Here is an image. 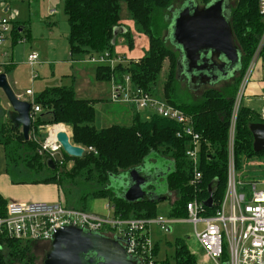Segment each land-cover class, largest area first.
<instances>
[{"label":"trees","instance_id":"1","mask_svg":"<svg viewBox=\"0 0 264 264\" xmlns=\"http://www.w3.org/2000/svg\"><path fill=\"white\" fill-rule=\"evenodd\" d=\"M64 1L70 26V56L74 59L86 58L104 51L113 52L120 39H124L129 49L133 47L132 33L122 23V9L125 5L135 31L148 38L149 49L139 60L118 66L116 73L120 78L130 76L135 86L155 93L154 88L159 82L165 62L168 61V74L163 86L164 99L193 119L195 130L205 141L202 144L199 167L203 180L195 187L191 184L193 168L186 157L189 139L178 137L180 126L177 123L158 116L145 120L140 114H136L128 127L114 124L98 130L95 127L94 101L78 99L72 87L60 86L44 91L35 97L34 103H30L32 108L37 105L42 110L35 116L32 130L41 138L42 131L47 126L68 127L72 144L86 149L81 159L70 158L61 149L64 163H74L68 171V177H84L85 184L94 180L99 188L83 195L82 208L77 209L87 211L85 207L90 198L106 199L116 218L153 219L159 216L161 202L156 201L157 197H166V201H170L176 193V200L170 201L172 209L169 218L186 219L188 203L195 199L204 203L209 198L208 188L212 182L218 183L214 192L215 206H218L224 197L228 182L227 136L234 100L264 30L259 0H236V6L232 8L231 26L242 54L236 85L224 92L206 90L196 101L194 93L188 90L180 92L176 76L179 56L168 47L162 37L163 31L168 27L164 13L172 7L174 0ZM210 2L211 0H200L203 6ZM19 27L13 23L12 34L17 40L22 37L20 31L26 32L25 28ZM122 27L128 32L115 40V30ZM25 36L28 39L30 34L26 33ZM113 74L115 72L109 68H96L97 81L109 82ZM258 123L261 121L257 113L243 106L237 126L236 164L256 157L264 160V152L256 154L253 150L254 140L250 126ZM20 131L21 129L10 120L1 132L0 145L6 149L8 172L10 164L16 162L13 155L19 151L15 141L27 147L34 145L37 148L33 140L25 141ZM34 153L35 156L28 167L38 173L44 168L51 170L47 164L49 159L39 156L38 149ZM55 165L56 169L51 170L53 172L59 169V164ZM133 169H138L142 175L150 177L152 183L148 188L151 197L138 203H128L124 199L129 185L128 175ZM42 182L59 184L56 177L44 179ZM7 204L8 201L0 194V217L5 216ZM213 213L214 211L209 209L206 212L208 216ZM35 244L37 243L0 237V264H35L31 251ZM155 257L156 254L153 253V258ZM155 264L160 263L155 259ZM173 264H199L191 245L185 239L177 241Z\"/></svg>","mask_w":264,"mask_h":264},{"label":"built area","instance_id":"2","mask_svg":"<svg viewBox=\"0 0 264 264\" xmlns=\"http://www.w3.org/2000/svg\"><path fill=\"white\" fill-rule=\"evenodd\" d=\"M12 2L13 0H0V56L7 55L6 52H2V47L13 30V23L3 17V14L11 13ZM259 12L264 19V0H259ZM21 41L24 43L25 39ZM263 55L264 30L234 100L227 136L228 182L222 201L209 210L214 211L211 216L206 214L204 203L197 199L188 203L186 219H171L159 215L153 219L121 220L114 216H101L71 208L62 203H8L5 216L0 217V237L49 246L53 233L66 227L80 228L108 237H117L113 232L120 230L118 238L121 239L128 255L141 264H155L148 234L150 227L156 225L166 233L172 224L188 222L195 227V238L205 256L214 264H264V181L244 183L239 180L235 156L238 118L243 107V99ZM38 60L37 54L34 53L29 56L28 65L33 68ZM72 60L96 68H109L115 72L109 81L112 103L134 108L138 114L144 113L146 120L158 116L177 123L180 126L178 137H186L190 143L186 157L193 168L191 184L196 187L201 183L203 174L199 167L202 144L205 141L195 130L193 119L189 115L155 93L135 86L130 76L120 78L116 73L117 67L130 64L132 61L118 52L104 51L87 56L83 60L74 58ZM32 78L35 79V75ZM26 96L32 99L29 103H34L35 96L32 90L27 91ZM41 112V108L34 105L32 121ZM260 121L264 124V104ZM45 133H48L49 137L39 138V156L63 165L57 134L54 140H51V129ZM33 140L37 142L36 138ZM89 150L92 151V148ZM199 227L202 228L201 231Z\"/></svg>","mask_w":264,"mask_h":264},{"label":"rangeland","instance_id":"3","mask_svg":"<svg viewBox=\"0 0 264 264\" xmlns=\"http://www.w3.org/2000/svg\"><path fill=\"white\" fill-rule=\"evenodd\" d=\"M187 1L188 0H174L172 7L164 13L167 18L168 27L162 33L163 39L168 38V29L173 27L170 25H172L171 20L174 12L180 9L183 6L182 4ZM235 1H232V8L236 6ZM197 2L200 4V0H197ZM52 11L56 12L55 16H52ZM3 17L14 24H18L20 29L25 28V30H27L26 32H22V34H24L21 39H16L15 41L12 40L11 37L9 40L10 43H5L2 47V51L4 50L8 53V58L4 61H0V70L2 74L6 75L9 81H11V88L15 94L20 96V100L24 101L23 97L25 93L30 90L38 96L44 91L54 87H72L78 99L95 101V127L98 130L108 128L114 124L127 127L132 124L131 113H134L136 110L134 108L131 109L129 106L127 107V105H121L126 108V117L124 120H117L113 116V112L120 109V106L112 104L110 101L111 87L109 82L97 81L94 75L96 66L79 64L71 60L68 44L70 26L65 13L64 0H23L13 5L11 13L3 14ZM122 23L132 33L136 51L141 56H144L148 49V38L135 31L134 23L128 18L125 5H123L122 9ZM26 33L30 34L28 39H26ZM23 39H25L24 43L21 41ZM174 42L173 37H171L170 40H167V45L176 55H179L175 49ZM34 53L37 54L39 60L32 70L28 65V58ZM263 59L264 56H262L260 61L262 62ZM9 64H12V66H8ZM168 67L169 62L166 61L159 82L154 88L155 94L162 98H164L163 86L166 75L168 74ZM32 75H35V81H32ZM238 78L239 76L237 75L236 78L220 83L214 88L221 92L228 91L236 85ZM251 80H253V76ZM180 88V92L188 90L185 83L180 84ZM203 92L204 90L194 93V100L196 101L197 98H201ZM243 105H246V94L243 99ZM0 106L6 107L4 110H0L1 136L4 126L10 121L9 112H11V106L2 90H0ZM251 106L254 110L259 112L261 105L260 102L256 100L251 103ZM141 115L145 119V114L141 113ZM63 128L71 137L70 129L66 126ZM44 130L48 129L45 128ZM32 138H36L37 142ZM30 139L37 145V148L34 145L27 147V145L15 141L19 151L16 155H13L16 162L11 163L9 167V177L14 184L27 185L50 177H56L59 183L58 185L62 187L61 193L62 196L65 197L66 203L78 207L82 205L81 197L83 195L99 189L94 180L90 181L89 184H85L84 177L77 179L68 177V171L73 167V162H63V165H58L59 169L56 172L44 168L38 173L34 169L29 168L28 166L35 156V150L39 149L38 134H36L34 130L31 132ZM237 169V176L239 180L244 183H247V181L254 182L264 180V160L258 159L257 157L251 160L241 161L240 164L237 163ZM176 198L177 194L175 193L170 201H175ZM170 201L167 200L160 203L158 210L159 215L169 218V210L172 207ZM87 206L89 209L88 212L90 213L104 215L106 212L105 200H88ZM169 229L170 230L165 233L156 225L150 227L151 250L156 254V262L158 261L160 264L174 263L176 244L179 239H185L191 247L195 242V227L192 224L188 222L174 223L169 226ZM201 229L202 228L199 227V231H201ZM119 233L120 230L113 232L117 237ZM48 248L49 246L42 243L33 245L31 251L32 255L35 257V264H41Z\"/></svg>","mask_w":264,"mask_h":264},{"label":"water","instance_id":"4","mask_svg":"<svg viewBox=\"0 0 264 264\" xmlns=\"http://www.w3.org/2000/svg\"><path fill=\"white\" fill-rule=\"evenodd\" d=\"M231 0H211L206 6L197 4V0H188L177 9L168 29L167 40L174 39L178 52L177 75L188 78V90L198 92L203 85L215 87L236 77L241 70L242 54L237 46L231 26ZM126 28H117L115 40L126 34ZM218 68L217 73L215 69ZM0 90L3 91L12 110L11 122L21 129L25 141L30 140L32 132V107L29 102L20 100L12 90L7 76L0 75ZM253 150L256 154L264 152V124H252ZM49 134H44V139ZM58 143L63 152L73 159H81L85 148L73 145L66 131L57 134ZM51 170L56 169L55 162H47ZM129 185L124 194L128 203H138L151 197L148 188L151 179L133 169L128 175ZM217 182L209 185V199L204 206L214 208V190ZM156 197V196H155ZM156 201H166V197H157ZM41 264H141L127 254L125 246L118 237H108L100 233L80 228L66 227L53 233L47 253Z\"/></svg>","mask_w":264,"mask_h":264},{"label":"crops","instance_id":"5","mask_svg":"<svg viewBox=\"0 0 264 264\" xmlns=\"http://www.w3.org/2000/svg\"><path fill=\"white\" fill-rule=\"evenodd\" d=\"M20 1H23V0H13L12 4L10 5L11 10H12V6L16 5L17 2H20ZM52 12H53V14H52ZM52 12H51L52 16H55L56 12L55 11H52ZM22 32L23 31H20L19 33L22 34ZM23 34L21 36H23ZM11 37H12V40L16 41L13 34H11L6 42L10 43L9 40ZM123 41H124V39H120L118 41V43L114 49L115 52H118L119 54L126 56L131 61L132 60L136 61V60H139L140 58L143 57L136 51L135 43H133V47L131 49H129L127 44ZM148 49H149V41H148ZM69 55H70V50H69ZM7 58H8V53L6 56H0V61H4ZM70 58H71V56H70ZM83 59H85V58L75 59V60H83ZM71 60H72V58H71ZM36 64H35V66H36ZM79 64H83V63H79ZM88 65H90V64H88ZM8 66L11 67L12 64H9ZM35 66L33 68H31L30 66L29 67L33 70L35 68ZM1 74H2V71H1ZM94 75L96 77V70H95ZM32 77H33V75H32ZM7 80L9 82L10 86L12 87L11 81H9L8 77H7ZM32 81H35V79L32 78ZM16 96L18 98H20L19 95L16 94ZM34 96L37 97L35 93H34ZM23 100L26 102H30L32 99L29 98L28 96H26V93H25ZM82 100H88V99H82ZM256 100H258L260 102V105H261L259 112L254 110L251 106V103L253 101H256ZM91 101H93V100H91ZM112 104H114V103H112ZM263 104H264V59L262 62L260 61L258 63V65L254 71L253 80H251V82L249 83L248 88H247L246 105H243V106L254 111V112H256L258 117H260V113H261ZM115 105L120 106V109H118L117 111H114L113 116L117 120H124L126 117V114H125L126 108L122 107L121 106L122 104H115ZM5 108H4V106H0V110H2V109L4 110ZM10 110H12V108ZM136 114H138L136 111L134 113L133 112L131 113L132 120H133L134 115H136ZM56 126L65 127V125H56ZM52 127H55V126H47L46 129L49 130V129H52ZM46 131L47 130L42 131V137L43 138H44V134ZM7 166H8V163H7L6 149L3 145H0V194L8 201V203H31V202L62 203L63 205H66V206L71 207V208H80L78 206H72V205H68L66 203L65 197L62 196V193H61L62 187L58 184H47V183L45 184L42 181H38V182H35L32 184H27V185H16V184H14L9 177V172H8ZM247 182H250V181H247ZM89 200H105L106 201V206H105L106 212L104 213V215H101V216H114L113 211L110 208L109 203L106 199H89ZM87 203H88V201H87ZM87 203H86L85 208L87 211H89ZM81 208H82V205H81ZM171 209H172V207H171ZM170 211L171 210H169V212ZM97 215H100V214H97ZM148 234L150 237V229H149ZM195 242L191 248H192L193 253L196 254L199 264H214L211 260H209L205 256V253H204L203 249L201 248V246L199 245V243L197 242L196 238H195Z\"/></svg>","mask_w":264,"mask_h":264},{"label":"flooded vegetation","instance_id":"6","mask_svg":"<svg viewBox=\"0 0 264 264\" xmlns=\"http://www.w3.org/2000/svg\"><path fill=\"white\" fill-rule=\"evenodd\" d=\"M188 2V1H187ZM187 2H185L184 4H186ZM184 4H182V5H184ZM197 4H198V2H197ZM200 6H203V5H201V4H199ZM231 5H232V0H231ZM217 71H218V68H216L215 69V73H217ZM187 81H188V78L185 76H182L181 78H180V80L178 81L179 82V84H184L185 83V85H186V88L188 89V85H187ZM218 85V84H217ZM216 85V86H217ZM211 89H213V90H216L214 87H211L210 85H203L202 87H201V89L198 91V92H202L203 90L204 91H206V90H211ZM191 92V91H190ZM198 92H195V93H198ZM191 93H194V92H191ZM150 190H148V192H149Z\"/></svg>","mask_w":264,"mask_h":264},{"label":"bare ground","instance_id":"7","mask_svg":"<svg viewBox=\"0 0 264 264\" xmlns=\"http://www.w3.org/2000/svg\"><path fill=\"white\" fill-rule=\"evenodd\" d=\"M177 80H178V75H177ZM179 81V80H178ZM189 91V90H188ZM32 107V106H31ZM32 112H33V108H32ZM32 114V113H31ZM63 131H65L64 130V128L63 127H58V126H55V127H52V129H51V134H52V138H51V140H54V138H55V135L56 134H58L59 132H63ZM68 133V132H67ZM214 192H215V190H214ZM209 199V198H208ZM207 199V200H208ZM214 206H215V201H214ZM205 207V206H204ZM207 210L209 209V208H207V207H205ZM210 210V209H209ZM110 237H113V236H110ZM154 259V258H153ZM154 262H155V259H154ZM143 264V263H142Z\"/></svg>","mask_w":264,"mask_h":264}]
</instances>
